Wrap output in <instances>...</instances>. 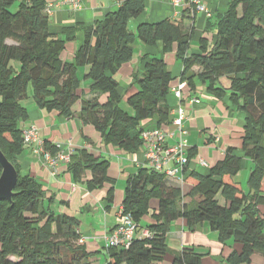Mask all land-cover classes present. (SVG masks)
<instances>
[{"label":"trees","instance_id":"obj_1","mask_svg":"<svg viewBox=\"0 0 264 264\" xmlns=\"http://www.w3.org/2000/svg\"><path fill=\"white\" fill-rule=\"evenodd\" d=\"M46 4L0 0V152L17 172L11 202L0 201V264H90L96 254L79 244L83 238L74 215L55 214L50 209L53 197L46 198L36 179L21 173L18 157L26 147L22 123L28 113L20 102L27 99V88H32L31 98L40 110L65 119L77 114L85 141L90 140L83 130L90 127L102 145L134 154L142 146V132L150 129L143 122L152 121L158 129L171 124L167 98L178 85L176 79L185 83L183 98L202 86L213 98L228 99L243 120L239 153L228 148L201 174L189 170L196 148L189 149L183 184L138 168L126 180L121 204L136 233L128 248H106V264H161L167 254L173 257L171 264H201L202 256L193 250L173 253L167 247L170 224L177 220L190 232L207 224L222 245L238 243L239 250L226 256L227 264H251L254 254L264 259V215L259 210L264 208V0H228L214 38H200L198 51L191 54L193 27L185 32L182 20L140 21L134 32L128 29L129 20L145 13L147 0H123L102 20L63 29L61 35L50 31ZM76 32L82 42L68 61L67 45ZM136 41L147 50L121 93L116 76L133 59ZM159 43L162 53L173 50L181 63L179 78L153 52ZM42 142L50 156L60 153V148ZM244 159L254 165L246 191L235 181ZM109 167L102 156L74 148L65 171L88 192L107 187V202L112 203L115 181L107 175ZM143 220H148L145 228ZM144 230L148 237L141 236Z\"/></svg>","mask_w":264,"mask_h":264},{"label":"crops","instance_id":"obj_2","mask_svg":"<svg viewBox=\"0 0 264 264\" xmlns=\"http://www.w3.org/2000/svg\"><path fill=\"white\" fill-rule=\"evenodd\" d=\"M46 1V7L50 9L48 16L50 31L61 35L63 29H70L80 24L90 25L97 20H102L106 13L115 11L123 0H87L81 9L72 6L71 1L73 0ZM227 3L228 0H201L198 9H196V5L190 0H181L177 6H173L169 0H147L145 13L138 19L129 20L128 29L134 32L140 21L156 23L164 19L182 20L185 32L193 27L194 35L188 54L195 53L198 51L200 38L207 40L214 38L216 25L220 16L224 14ZM75 37L73 43L67 45L71 48L66 53L69 61L73 57L70 51L75 52L82 42L81 34L76 32ZM64 38L62 35L61 39ZM135 49L137 51L134 57ZM146 50L139 41L134 43L133 59L125 63L116 76L121 93L128 88L133 72L140 69L139 58ZM153 50L155 55L165 61L172 76L179 78L182 65L176 61L173 50L162 53L160 43ZM194 71L197 72V68ZM176 84H179L177 79ZM197 88L200 89V92L196 89V92L189 98H184L180 105L185 109L186 114L183 126L187 130V150L196 148V155L190 161L189 170L194 169L201 174H207L208 170L222 159L228 148H235L236 152L239 153L243 120L242 116L234 111L226 97L217 100L208 95L204 87L198 86ZM31 97L32 94H27V99L20 102L28 113L27 121L22 123L23 129L30 125L35 126L39 131L41 141H48L55 146L59 145L60 153L67 157H70L74 148H85L110 162L107 175L115 181L112 203L107 202V187L88 192L84 185L75 184L71 176L65 171L68 162L60 163L57 166L58 172L56 169L57 173L52 174L50 168L45 165L42 156L33 152L32 146L25 147L18 157L21 173L36 179L43 187L46 198L53 197L54 203L50 209L55 214L74 215L79 221L78 233L84 240L82 244L88 251L96 253L90 259V264H106L108 257L104 237L108 231L120 224L119 214L125 183L127 178L138 170V163L144 161L143 154L141 150L134 154H127L119 149L102 145L99 136L90 127L83 130L84 136L90 141H83L80 133L82 125L77 114L71 119H65L59 117L55 112L46 113L36 107ZM95 97V95H87L85 98L93 99ZM190 99H199L200 103L191 105L189 104ZM167 104L171 110L179 106L173 94L167 98ZM125 105L121 104V107H125ZM79 108L78 106L76 113L79 112ZM143 124L150 129L154 127L152 121H145ZM162 130L166 133H176L178 136L172 125L163 127ZM174 142L175 138L166 137L167 145H173ZM66 144H68L67 147ZM69 146L72 149L67 150L66 148ZM64 147L66 148L63 149ZM199 159L205 160L206 166H200L198 164ZM244 160L251 162L248 159ZM251 165L245 163L244 167L248 166L250 170L253 167ZM60 202H65L67 206H60ZM183 202L188 203L189 199L184 198ZM96 203L98 207L94 209ZM79 211L89 214L83 215L86 218L79 219L80 217H77ZM261 214L264 215V211ZM147 222L148 220H143L141 226L145 228L148 225ZM83 225L88 227L86 231L82 229ZM86 232H89L90 235H86ZM166 245L173 253L181 252L184 249L193 250L194 253L202 256L201 264H227L225 258L228 253L232 250L238 251L240 248L239 244L232 240L225 245L220 244L217 234L211 232L207 224H203L195 232H190L182 220L170 224L166 236ZM172 258L171 254H167L161 264H171ZM256 260L258 264H264V259L259 254L253 255L251 264L253 262L257 264Z\"/></svg>","mask_w":264,"mask_h":264},{"label":"built area","instance_id":"obj_3","mask_svg":"<svg viewBox=\"0 0 264 264\" xmlns=\"http://www.w3.org/2000/svg\"><path fill=\"white\" fill-rule=\"evenodd\" d=\"M65 1V0H63ZM196 9H198L201 0H190ZM82 0L71 1L72 6L77 9L82 8ZM173 6L180 4L181 0H169ZM48 14L50 9L47 8ZM185 83H179L172 91L174 98L178 101L179 106L171 110L173 120L170 125L174 127V132L176 133H166L162 129L151 128L144 130L141 134L142 146L140 150L143 154L144 161L138 163L137 168L146 167L152 169L156 172L164 174L166 177L174 179L179 184H183L184 181V170L189 163L188 160V146L186 141L187 130L184 128L183 124L186 118L185 109L182 108L180 103L183 101V90ZM199 99H190L189 104L197 105L199 104ZM23 142L26 147L32 146L33 152L41 155L45 165L53 169L52 174H56L57 166L63 162H69V157L63 153L57 154L55 157L50 156L43 149V142L39 138V131L35 126H29L23 130L22 133ZM166 137L169 139H174L173 145H167ZM59 148V145L56 146ZM139 150V151H140ZM200 166H206L205 162L201 159L198 160ZM123 209L120 208V224L117 225L112 230L106 233L104 237V242L106 248H128L133 240L136 233V224L133 222L130 215L122 213ZM141 236L148 237L149 233L144 230L141 232ZM83 240L79 242L82 244Z\"/></svg>","mask_w":264,"mask_h":264},{"label":"rangeland","instance_id":"obj_4","mask_svg":"<svg viewBox=\"0 0 264 264\" xmlns=\"http://www.w3.org/2000/svg\"><path fill=\"white\" fill-rule=\"evenodd\" d=\"M16 4L17 3H15V5H13L12 7H11V11H13V12H15L16 11ZM136 28V27H135ZM131 31V30H130ZM8 43H10L11 44V42H8ZM68 50H71V48L70 47H68L67 48ZM136 49H135V51H134V57H135V54H136ZM70 53H72L73 54V56H74V53L75 52H71L70 51ZM69 61V60H68ZM70 61H73V57H71V60ZM82 70L83 69H81L80 71H79V76H81L82 74H83V72H82ZM86 85V84H85ZM85 85H84V87H85ZM198 89V88H197ZM198 92H200V89H198ZM27 94L29 95H31L32 94V88L29 86L28 88H27ZM122 104H123V106L125 105V102H124V100H123V102H122ZM77 107H78V105L75 107V109L77 110ZM144 123V122H143ZM31 126V125H30ZM29 127V126H28ZM242 128V127H241ZM82 140L83 141H85V139L84 138H82ZM67 145L68 144H66V147H67ZM66 147H64L63 149H65ZM67 150H70V149H72L70 146L68 147V148H66ZM124 152V151H123ZM38 155V154H37ZM204 162H205V160H203ZM252 164L253 165V163L252 162H246L245 160H242V166H241V169L239 170V172L237 173V177L235 178V181L241 186V188L243 189V191H246L247 190V182H248V180H249V177H250V174H251V171L253 170V167H254V165H253V167H252V169H250L249 170V168H248V166L247 167H244V164ZM133 164V163H132ZM251 165V166H252ZM50 170H53V169H50ZM57 172H58V167H57ZM218 199H220V197L218 198ZM97 207H98V205H97V203H96V206L94 207V209H97ZM262 206H260L259 207V209H260V213L261 212H263L264 211V208L262 207ZM89 213L88 212H78V218L79 219H84V218H86V217H84L83 215H88ZM261 215H263V214H261ZM84 217V218H83ZM88 224H89V222H88ZM87 226H82V229L84 230V231H86L87 230ZM215 233V232H214ZM86 235H90V233L89 232H86L85 233ZM98 234V233H97ZM96 234V235H97ZM217 234V233H216ZM92 235V234H91ZM218 237V236H217ZM84 241V240H83ZM234 242V241H233ZM203 259V258H202ZM256 262H257V264H258V261L256 260ZM253 264H255V262H253Z\"/></svg>","mask_w":264,"mask_h":264},{"label":"water","instance_id":"obj_5","mask_svg":"<svg viewBox=\"0 0 264 264\" xmlns=\"http://www.w3.org/2000/svg\"><path fill=\"white\" fill-rule=\"evenodd\" d=\"M0 201L11 202L13 189L17 182V172L0 152Z\"/></svg>","mask_w":264,"mask_h":264}]
</instances>
